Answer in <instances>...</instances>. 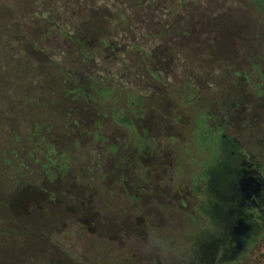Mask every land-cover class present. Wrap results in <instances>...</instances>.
<instances>
[{
  "label": "rangeland",
  "instance_id": "obj_1",
  "mask_svg": "<svg viewBox=\"0 0 264 264\" xmlns=\"http://www.w3.org/2000/svg\"><path fill=\"white\" fill-rule=\"evenodd\" d=\"M6 1L12 2L16 11L26 3V0ZM177 1L154 0L157 5L153 4L158 9L154 18H158L160 28L170 20L171 8L177 16L189 14L187 20L183 19L188 31L183 35L182 45L177 44L176 33L165 28L164 39L169 42L164 43L165 53L173 61L166 63L168 73L161 75L165 83L163 91L157 85L140 92L143 82L138 62L127 77L121 78L122 83L110 75L107 80L97 71L87 72L83 63L64 62L57 78L45 74L41 84L28 91L26 112L21 111L18 116L16 104L22 105L26 92L23 69L15 65L24 57L28 60V54L23 50L24 43H16L15 39L25 34L43 35L46 28L41 26L37 33L25 31L11 20L13 13L0 12V210L5 212L4 215L0 212V255L7 256L10 252L20 264H184L181 260L191 253L200 230H210L214 223L223 229L229 225L236 199L235 168L233 172L226 161L208 179L211 193L207 211L213 224L210 215L201 208L208 195L202 172L206 169L205 162L210 160L208 154H202L201 144H197V125H191L198 117L204 126L219 122L222 132L237 138L264 178V119L250 117L249 108L245 107L243 117L229 120L226 116L221 121L224 115L219 105L228 93L234 98L244 83V91L260 99L259 111L264 117V11L254 7V0H191V4H173ZM2 3L0 0V9H12L10 4ZM61 35L68 36L64 32ZM9 38L16 43L15 51L19 53L16 60L11 59L17 55L10 51ZM74 44L75 40L68 44L71 56L78 53ZM164 44L154 39V46L161 48ZM124 57L118 53L105 62L96 57L95 63L98 69L109 67L112 72L121 73L124 64L132 62ZM201 57L204 62L195 61ZM145 64L155 62L151 59ZM66 67L71 69L67 72ZM45 68L44 64L41 70L44 72ZM90 80L97 81V88H111L107 101L97 102L96 87ZM69 90L74 98H62ZM144 94L149 95L145 105ZM113 107H118L113 117L120 122L134 121L141 136L139 144L110 125L102 127ZM97 132L102 141L117 146L110 154L98 151L88 160L89 140ZM42 142L75 151L79 157L77 173L82 176L93 177L91 168L98 172L95 179L100 183L99 191L105 195L91 197V211L103 224L101 236L95 232L96 227L79 226L73 219L63 220L49 236L57 249L15 235V227L22 232L47 227L57 215L73 210L81 195V190L70 188L72 182L67 171L53 173L52 181L37 175L35 179L49 190L43 198L48 204L42 212L33 210L22 217L18 224L10 219L4 193L15 179L22 184L28 181L25 169L17 168L18 158L34 164ZM56 199L59 205L52 203ZM131 201L138 211L128 208ZM263 244L264 232L237 264L248 263Z\"/></svg>",
  "mask_w": 264,
  "mask_h": 264
},
{
  "label": "trees",
  "instance_id": "obj_2",
  "mask_svg": "<svg viewBox=\"0 0 264 264\" xmlns=\"http://www.w3.org/2000/svg\"><path fill=\"white\" fill-rule=\"evenodd\" d=\"M1 1L3 2L2 4H10L12 9L10 11L0 9V12L5 11L7 13H13V19L11 20L18 22L25 31L29 30L31 33L35 31L37 33V30L41 26L46 28L43 35L27 36L25 34V36L20 35L19 38L15 39L16 43H18V41L24 43L23 50L28 54V60L24 57L22 61H18V65L14 64L16 67L21 66L23 69L22 83L26 92L24 93L25 98L22 105L21 103L16 104L19 108L15 112L17 116L21 111L26 112V95L28 91L38 87L41 84L40 80L44 79L45 74L51 78H57V74L59 70L62 69L64 62H73V64L83 63L87 72H92V70L97 71L101 75H105L107 80H109L108 75H110L111 77L118 78L121 83V78L124 76L127 77L126 74L128 72L131 73L129 70L134 68L138 62L140 63V80L143 82V85L139 88L140 92L147 90V87L154 88L157 85L159 89L162 90L165 88V83L161 75L168 73V66H166V63L169 64V61H173L172 57H169L165 53L167 51V46L164 43L169 45L168 40L164 39L166 35L165 28L170 32L174 31L172 33H176L178 45L183 44V35L188 31L184 21L187 20V17L189 18V14H187L186 17L182 15L177 16L172 8L169 12L170 20H168L172 23V26L167 21L162 25V28H160V22L157 20L158 18H154L158 10L156 7H153V4H156L154 0H26V3H23L22 9L18 11L14 8L12 2H7L6 0ZM190 1L191 0H179L173 4H191ZM254 1V7L257 10L264 11V0ZM164 5L169 6L170 4ZM20 19L23 20L20 21ZM25 23L28 25L25 26ZM168 26L170 27L168 28ZM60 31L68 36H62ZM154 39H159L160 43L164 45L161 46V48L154 46ZM71 40L76 41V45L74 44V46L78 51L77 56H71L68 52V44ZM9 42L10 51L15 52L17 55H14L11 59L16 60L19 55V53L15 51L16 43L10 38ZM118 53L125 56L124 60L127 61L131 59L132 61L130 64H124L123 69L121 68V73L112 72L109 67H103L104 70L101 68L98 69L95 63L96 57H99L105 62L106 60H112L117 57ZM151 59L154 60V65L145 64ZM198 59H195V61L204 62V60H201L203 59L202 57ZM44 64L46 68L43 72L41 68ZM70 69V67H66L67 72ZM74 70L79 71L77 68H74ZM241 82L243 83L244 81L241 80ZM90 83L95 86L97 81L90 80ZM243 84L240 87V92L234 94V98H231V94L228 93L227 97L222 99L219 103L222 114L224 115L222 118L223 120L226 116L229 120L243 117L245 115V107L249 108L248 115L250 117L261 116V119H264L263 114L259 111L261 106L259 105L260 99L254 94L246 93L243 89L245 86ZM120 88L122 87L120 86ZM96 91V96L98 98L97 102L103 103L108 100L112 90L107 87H96ZM147 96L149 95H143L144 105ZM62 98H74V95L72 91L69 90L63 93ZM130 100L131 98L128 100L129 103ZM116 108L118 107H113L107 112L101 124L102 127L105 128L110 125L121 135H129L132 140L135 141L136 145L139 144L137 141H140L141 136L134 126V121L129 124L122 123L113 117V111ZM114 123L117 127L114 126ZM194 123L197 125L195 129V133L198 136L197 144L200 145L202 143L201 137L205 134L206 125L204 126V122L200 117L196 118L191 125ZM60 125L64 126V123ZM20 137L16 134V138L20 139ZM89 142L90 146L87 147L88 150L86 148L88 160L91 155L98 151H104V153L109 151L108 154H110L114 152L117 146V144L114 145L108 141H102L98 132L93 133ZM257 142L256 146H259L260 143L258 140ZM89 148H91V153L89 152ZM202 150L203 148L201 151ZM72 152L75 151L64 147L55 148L49 143L42 142L37 151V157L35 158L36 162L34 164L29 161L23 162L18 158L19 163L17 164V168L18 170L20 168H23V170L25 169V173L27 172L28 175V181L22 184L15 179L8 188L9 190L4 193L8 198L5 204L9 211L6 210V213L9 214L10 219L16 221V224L20 222L22 217L28 215L33 210L42 212L45 205L48 204L43 198L46 197V193L48 195L49 190L44 186L42 181L35 179L37 175L52 181L50 176L53 173L57 174L63 170L67 171V175L70 177V183L72 182L70 188L81 190V195L73 210H71V207H68L67 209L71 211H66V213L57 215V218L49 223L47 227H41L36 232H31L30 230H24L22 232V229L15 227V235L38 241L41 246L45 245L55 248L49 236L58 228V225L61 224L63 220L73 219V222L75 221L79 226H87L90 229L96 227L95 232H100L98 235L101 236V232L103 231L101 226H103V224L94 217L91 211V197L93 195H105L99 191L98 185L100 183L96 182L95 179L98 172L91 168L90 172L93 177H85L82 176L81 173H77L78 166L76 162H79V157H76V152L75 155H72ZM204 153L207 155V151L202 152V154ZM90 161L94 162V159H90ZM104 176L106 177V175ZM137 176L140 177L138 174ZM115 183L116 182L113 181L114 185ZM106 196L113 198V196L110 195ZM52 203H58L59 205L60 201L56 199ZM132 204L133 202L128 208L133 211H138L139 208H136V205ZM68 205L72 204L68 203ZM0 212L3 215L5 213L2 210H0ZM134 215H137V213H134ZM36 252H41V250H36ZM0 260L3 261V263L0 261V264H20L13 259L10 252L7 256L0 255ZM64 264H67V262H64ZM245 264H264V244L260 249L254 252L248 263Z\"/></svg>",
  "mask_w": 264,
  "mask_h": 264
},
{
  "label": "flooded vegetation",
  "instance_id": "obj_3",
  "mask_svg": "<svg viewBox=\"0 0 264 264\" xmlns=\"http://www.w3.org/2000/svg\"><path fill=\"white\" fill-rule=\"evenodd\" d=\"M204 133L200 146L204 148L203 152L207 151L210 161L205 162L206 169L202 172L208 195L205 202L201 203V208L210 215L207 211L210 209L211 193L208 179L222 163L227 161L233 172L235 168L236 182L243 175L254 176L263 181L264 178L257 171V164L250 153L241 147L237 138L222 132L219 122L216 125L206 126ZM234 202L235 207L231 213L229 225L225 229L217 227L218 225L212 221L210 215L211 223H214L211 231L205 229L196 234V242L191 246V253L181 260L184 264H237L258 236L264 232V182L256 196L242 202H239L236 197ZM239 220L243 224H250V228L244 234L237 235L234 234V226L239 225ZM184 254L183 252L182 255Z\"/></svg>",
  "mask_w": 264,
  "mask_h": 264
},
{
  "label": "water",
  "instance_id": "obj_4",
  "mask_svg": "<svg viewBox=\"0 0 264 264\" xmlns=\"http://www.w3.org/2000/svg\"><path fill=\"white\" fill-rule=\"evenodd\" d=\"M263 182V179L255 178L254 176L243 175L239 177L234 185V191L238 201L242 202L250 199L252 196H256L261 190ZM238 223V226H234V234H244L250 228V224H243L241 220Z\"/></svg>",
  "mask_w": 264,
  "mask_h": 264
}]
</instances>
